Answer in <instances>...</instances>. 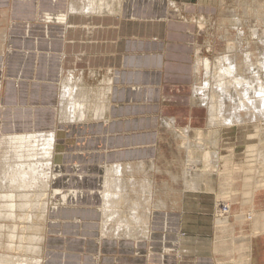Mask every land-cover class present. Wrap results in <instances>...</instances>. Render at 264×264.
Segmentation results:
<instances>
[{"label": "crops", "instance_id": "0c3cea01", "mask_svg": "<svg viewBox=\"0 0 264 264\" xmlns=\"http://www.w3.org/2000/svg\"><path fill=\"white\" fill-rule=\"evenodd\" d=\"M192 2L0 0V137L62 130L63 166L75 176L70 167L80 165L86 177L68 185L84 191L82 202L47 205L41 264H264V191L250 197L247 223L235 204L229 226L217 231L210 224L218 179L200 181L206 191L184 190L179 200L174 191L137 194L148 185L137 174L162 170L165 139L201 128L207 115L192 93ZM64 84L87 100L79 123H65L60 111ZM112 172L121 189L114 185L105 214H120L104 224L102 177ZM132 204L139 206L133 215ZM140 213L148 226L134 221Z\"/></svg>", "mask_w": 264, "mask_h": 264}, {"label": "rangeland", "instance_id": "374dc122", "mask_svg": "<svg viewBox=\"0 0 264 264\" xmlns=\"http://www.w3.org/2000/svg\"><path fill=\"white\" fill-rule=\"evenodd\" d=\"M192 1L193 4L190 6V18L193 19V23L195 24V33L197 36V43L195 46L196 73L194 83L197 87L203 86L202 88H204L202 92H197L196 95L193 96L197 104L206 109L205 114L207 115L201 124V128L190 129L189 126H187L181 130H177L174 138L165 139L163 156L159 160V165L162 170L159 172L157 171L158 168L154 166L153 169H156V174L151 173V171L148 172V170H144L142 172L143 174H137L141 177L135 178L138 180L146 179L148 185H146L144 193L138 190L135 191H138L137 194L139 196L142 194L151 196L153 191L156 192L157 190H159L161 196H167L168 193L174 191L177 195V200H179V195H181L184 190H191L193 193L204 191L205 187L198 186L200 179L201 181L211 180L210 182L214 183L218 179L223 183V186L221 190L219 188L220 191L217 198L212 200V222L210 224V226L217 231L220 228L226 229L227 226H229L232 206L235 204L239 205L240 211L244 213L243 217L247 223V220L251 218L250 213L248 214L250 197L258 191H264V112L256 115L257 113L246 114L244 110H240V115L244 117L242 118V116H240V119L237 118L238 124L236 123L237 126L232 128L222 126L224 123H211L209 120L210 113L208 112V109L209 111L212 110V105L215 101L213 100L212 103L210 98L216 93L217 76L222 65L227 66L228 64H233L236 68V72L234 73L235 76L244 78V81L239 82L241 84L239 86L238 84L235 86V84L230 83L232 86L234 85L235 88L234 86L232 88L230 85L227 94H220L217 91L219 93L218 96L222 97L225 105L228 103V107H230V105H239L238 107H240L239 102L247 104V99L250 98L249 101L255 99L256 94L254 95L255 92L253 89L256 90L258 88V83L257 81L255 82V79H261L260 82H258L264 86V64H260L264 63V0ZM2 19L3 17H0V20ZM1 29H4V26H0V30ZM224 57H227L229 60H224ZM205 59L209 66L207 71L203 64V60ZM250 84L252 86H250ZM248 85L250 88H248ZM237 89L238 91H236ZM242 89L244 90L242 91ZM209 101L211 103H209ZM231 102H235V104ZM256 103H258V101H256ZM247 107L251 109L250 106ZM226 109H228L227 106ZM247 116L248 118H246ZM182 130L186 131L188 140L183 135ZM186 144L189 145L188 147L190 148H186ZM258 147L259 155L256 156L255 152H257ZM209 152L210 154L216 152L215 155L219 158L218 164L208 161L206 153ZM188 154L191 155V157L188 156ZM190 158H192V162L189 160ZM168 166H170L169 170H167ZM145 168L150 169V166H145ZM194 173L197 175L201 173L204 176L198 179L196 188L185 186L186 180H189L191 174L194 175ZM153 180H156L157 186L153 184ZM172 180H175V183L171 182ZM3 185L4 184L0 185V190H2L0 193L6 194L8 192L7 194H9L12 192L11 188L4 187ZM255 187L256 189L254 191ZM207 189L214 193L212 188ZM30 190L37 194L34 195L35 193H32L34 196L25 198L21 196L22 194L14 198L11 194H9L10 197L7 194H2L3 196L0 195V220L2 221H0L2 226H0V232L2 233H0V264H10L12 259L16 262L17 260H27L26 262L22 261L25 264H37L38 260H40V258L38 259L37 257L41 255L40 246L42 229L44 226L43 210L45 207L44 203L37 201L42 191L39 189ZM25 191L29 192L28 189H25ZM134 196H136V194H134ZM43 197L45 198V196ZM10 200H13L15 209L8 211L6 206L10 203ZM23 201L25 203H23ZM29 202L33 204L34 208L31 209L27 206ZM39 207L40 209L38 210ZM8 214H11V218H9ZM23 216H26V218H22ZM243 226L246 227L247 225L245 224ZM9 233L12 235L14 234V237H12L11 234L9 235ZM5 235H8V237ZM21 235L22 237H20ZM238 262L239 264H243L242 261L238 260Z\"/></svg>", "mask_w": 264, "mask_h": 264}, {"label": "bare ground", "instance_id": "6f19581e", "mask_svg": "<svg viewBox=\"0 0 264 264\" xmlns=\"http://www.w3.org/2000/svg\"><path fill=\"white\" fill-rule=\"evenodd\" d=\"M82 2V1H81ZM84 3V2H83ZM72 7V5H71ZM73 8V7H72ZM98 8V7H97ZM107 8V7H106ZM74 9V8H73ZM46 13V12H45ZM67 13V12H66ZM58 17V16H57ZM64 17V16H63ZM62 17V18H63ZM48 18V17H47ZM62 21V20H61ZM56 22V21H55ZM254 29V28H253ZM3 30L1 32L0 37L3 38ZM239 45V44H238ZM3 48L1 42H0V50ZM245 53V52H244ZM202 59V58H201ZM224 60L228 61L229 59L227 57H224ZM197 61V60H196ZM202 61V60H201ZM258 61V60H257ZM256 62V61H255ZM207 60H203V64L206 68V71L208 70V64H207ZM223 63V62H222ZM246 63V62H245ZM244 63V64H245ZM200 64V63H199ZM220 64V63H219ZM258 64V63H257ZM260 64H264V63H260ZM202 66V65H201ZM261 68V67H260ZM252 69V68H251ZM262 69V68H261ZM244 70V69H243ZM255 70V69H254ZM253 71V70H252ZM257 71V69H256ZM236 72V68L233 64H228L227 66H223L220 68L219 72H218V82L216 81V93L215 95H212L211 101L214 104L212 105V110L208 112L210 113V122L211 123H224L222 124V126H232L236 123H238V119L237 118H241L240 116V110L241 111H245L246 114L247 113H252V114H261L262 112H264V86L261 85L259 82L260 80H256L257 81V85L258 88L254 90V95L256 94V97L254 100L251 99V101L248 100L247 104L243 103V102H239L240 107H238L237 105H233L230 107H228L229 105H227L228 103L223 102L222 97L218 96L219 93L220 94H227L228 93V88H230L229 86L232 84H235V86L241 85L239 82L240 81H244V78L242 77H238L235 76ZM251 72V71H250ZM195 73H196V63H195ZM248 73V72H247ZM249 74V73H248ZM253 74V73H252ZM256 75V74H255ZM253 76V75H251ZM259 77V76H258ZM261 77V76H260ZM195 78V77H194ZM255 78V77H254ZM230 80V81H229ZM250 80V79H249ZM248 80V81H249ZM259 81V82H258ZM263 81V80H262ZM195 82V81H194ZM250 82V81H249ZM232 83V84H230ZM248 83V82H247ZM262 83V82H261ZM207 84V83H206ZM246 84V83H245ZM254 84V83H252ZM234 86V85H233ZM232 86V88H233ZM234 86V88H235ZM244 86V85H243ZM249 86V85H248ZM247 86V87H248ZM250 86H252L250 84ZM250 86L248 88H250ZM254 86V85H253ZM63 89V93H62V98H61V104L65 103V106L60 107V111H62L61 113L64 114L65 123H70L72 122L73 124L79 123L83 120V118H85V113L84 110L86 111V107L84 108L85 102H87L86 98H85V102L80 99V97L78 96V94L76 93V88L74 86H71L69 84H64L62 85ZM201 87H197L194 83L193 85V95H196L197 92H202V90L204 88ZM241 87V86H240ZM241 90V88H240ZM244 89H242L243 91ZM219 93H218V92ZM238 91V89L236 90ZM249 91V89H248ZM252 91V90H251ZM240 92V91H239ZM238 92V93H239ZM237 93V95L239 96V94ZM246 93V92H243ZM106 94V93H105ZM248 94V93H247ZM206 95V94H204ZM227 96V95H226ZM242 96V95H240ZM251 96V95H249ZM83 97V96H82ZM225 97V96H224ZM232 97V96H231ZM205 98V97H204ZM203 98V99H204ZM215 98V99H214ZM254 98V97H252ZM208 99V100H210ZM240 99V98H237ZM84 100V99H83ZM232 100V99H231ZM64 101V102H63ZM205 101V100H204ZM238 101V100H237ZM256 101H258V103H256ZM203 102V101H202ZM207 102V101H206ZM205 102V103H206ZM209 103H211L209 101ZM232 103V102H231ZM230 103V104H231ZM235 104V102H233ZM232 103V104H233ZM256 103V104H255ZM83 104V105H82ZM90 104V103H89ZM204 104V103H203ZM225 105V106H224ZM88 106V105H87ZM207 106V105H206ZM226 106L228 109H226ZM247 106H250L251 109H248ZM89 107V106H88ZM247 107V108H246ZM94 110V109H93ZM103 110V109H102ZM88 113L90 112V110H87ZM92 111V110H91ZM105 111V110H104ZM103 112V111H102ZM59 113V112H58ZM97 113V112H95ZM245 114V113H243ZM251 114V115H252ZM94 115V113H93ZM249 115V116H251ZM99 116V115H98ZM244 116H242L243 118ZM257 117V116H256ZM261 117V116H260ZM248 118V116L246 117ZM245 118V119H246ZM254 118V117H253ZM244 119V120H245ZM248 120V119H246ZM245 120V121H246ZM250 120V117H249ZM248 120V121H249ZM240 121V120H239ZM251 122V121H250ZM71 123V124H72ZM168 124V123H167ZM209 125V124H208ZM215 126V125H214ZM211 127V126H210ZM262 129V128H261ZM27 133V132H26ZM29 133V132H28ZM181 133V132H180ZM183 135L185 136V138H188V135L186 133L185 130H182ZM63 134L64 131L62 130H54V131H48V132H35L32 134H12V135H4L0 137V185L4 184V187H9L12 189V192H10L9 194H11V196L14 198L15 196H23L25 197H29V196H34L37 193L36 192H31L30 189H39L41 190V195L40 197H38L37 201L40 203H44V215H43V219H44V226L42 229V236H41V253H42V241L43 239V231L45 228V212L47 209V205L52 203V206H57V203L60 204H76L79 202H82V200H84L85 198V194L84 191L79 188V190L77 189H73L72 187L68 186L69 183L73 180V182L75 181L76 183H80L81 181H83V178H86L85 175H83L82 173H77V170L79 168L80 165H76V166H72L70 167L71 169H74L76 172L75 176H71L67 173L66 168L67 166H63L62 164V147H61V140L63 139ZM182 135V136H183ZM183 136V137H184ZM62 138V139H61ZM188 140V139H187ZM213 144V143H212ZM189 145L186 144V148H190L188 147ZM191 150V149H190ZM189 151V150H188ZM212 151V150H211ZM215 151V150H213ZM191 153V151H190ZM207 154V159L209 162H217V157H216V152H212L210 154ZM188 156L191 157V155L188 154ZM192 162V158L189 159ZM142 162V161H141ZM208 163V162H207ZM116 164V163H115ZM192 164V163H191ZM113 165V164H112ZM212 165V164H209ZM104 166V165H103ZM129 166V165H128ZM127 166V167H128ZM213 166V165H212ZM215 166V165H214ZM117 167V166H116ZM122 167V166H121ZM134 167V166H133ZM214 168V167H213ZM107 169V168H106ZM110 170V168H108ZM112 169V168H111ZM120 169V168H119ZM123 169V168H122ZM106 173V172H105ZM189 173V172H188ZM86 174V173H85ZM121 174V173H120ZM122 175V174H121ZM115 176V172H112V174L110 175H106L105 177H102V183L105 185V189L100 191V196L101 198H103L102 202H103V210L104 211L103 214H105L106 208L108 207V200L107 198H109L110 196H112V189L114 187V185L119 188V184H120V180H118V178H116ZM120 176V175H119ZM118 176V177H119ZM123 176V175H122ZM127 176V175H126ZM188 176V175H187ZM199 176V177H198ZM201 176H204L200 173V175H197L196 173H194V175L191 174V178L189 180H185L187 182H185L186 184L190 185L192 188H196L197 184H198V179L201 178ZM112 177V178H111ZM189 177V176H188ZM56 181H62L64 188L62 186H57L55 187V183ZM113 181V182H112ZM120 181V182H119ZM197 181V182H196ZM201 181V179H200ZM115 183V184H114ZM143 184V183H142ZM2 186V187H3ZM10 189V190H11ZM25 189H28L29 192H26ZM121 189V188H119ZM119 189H115L117 191H119ZM9 190V191H10ZM38 190V191H39ZM115 190L113 192H115ZM2 191V190H0ZM37 191V190H36ZM7 192V191H6ZM102 192V193H101ZM8 193V192H7ZM6 193V194H7ZM32 193H35L34 195ZM6 195L5 193H0V195ZM7 194L9 197L10 195ZM115 194H118L115 192ZM2 195V196H3ZM126 195V194H125ZM45 196V198L42 197ZM145 196V195H143ZM8 197V198H9ZM125 197V196H124ZM2 198V197H1ZM147 198V197H146ZM12 199V198H11ZM117 199V198H116ZM122 199V198H121ZM14 200V199H13ZM13 200H10V203L7 204L6 208L8 209V211H11L13 209H15V204L13 203ZM16 200V199H15ZM22 200V199H21ZM4 201V200H3ZM116 202V201H115ZM21 203V202H20ZM23 203H25L23 201ZM107 203V205H106ZM110 203V202H109ZM113 204V202H111ZM4 204V203H3ZM27 204V203H26ZM109 204V205H112ZM115 204V203H114ZM5 205V204H4ZM115 205H119L115 204ZM114 205V206H115ZM29 208H34L33 204H31L30 202L27 205ZM26 206V207H27ZM116 206L117 209H119ZM140 206H142V203ZM138 204H132L131 207L129 206V211L130 214L133 215V213L136 211V209L139 207ZM27 207V208H28ZM111 206H109L110 209ZM17 208V207H16ZM115 208V209H116ZM153 208V207H152ZM29 209V210H31ZM40 209V207L38 208V210ZM114 208L112 207L111 210H113ZM148 209V208H146ZM28 210V211H29ZM110 210V212H111ZM120 210V209H119ZM41 211V210H40ZM114 211V210H113ZM116 211V210H115ZM139 211V210H138ZM137 211V212H138ZM3 212V211H2ZM108 211V213H110ZM117 212L120 214V212L117 210ZM117 212H115L117 214ZM140 212V211H139ZM144 212V211H143ZM101 213V215H102ZM107 213V212H106ZM107 213V214H108ZM115 213H110L109 216H106L105 214V219L104 220V224H106L107 222L111 221L113 218H115L116 214ZM136 214V213H135ZM146 214V213H145ZM118 215V214H117ZM1 216V215H0ZM3 216V215H2ZM9 218H11V214H8ZM7 216V217H8ZM28 216V215H27ZM35 216V214H34ZM125 216V214H124ZM123 216V217H124ZM134 221L136 222V224H138V222H140L141 224L147 225L149 224L148 222V217L143 219V217H141V213L140 215H134ZM250 216L252 217V213L250 212ZM22 218H26V216H23ZM119 218V217H118ZM126 218V217H124ZM7 219V218H6ZM111 219V220H110ZM117 219V218H116ZM122 220V218H120ZM251 219V218H250ZM11 220V219H10ZM125 220V219H124ZM1 221V220H0ZM20 221V220H19ZM32 221V220H31ZM118 221V220H117ZM2 222V221H1ZM33 222V221H32ZM37 222V221H36ZM121 223V222H120ZM15 224V222H14ZM123 224V223H122ZM5 225V224H2ZM8 225V224H7ZM12 225V224H11ZM113 225V224H112ZM131 225V224H129ZM1 226V223H0ZM17 226V224H16ZM117 229L121 228L119 225H116ZM115 226V227H116ZM137 226V225H136ZM135 226V227H136ZM2 227V226H1ZM9 227V226H8ZM11 227V226H10ZM18 227V226H17ZM24 227V226H23ZM114 227V228H115ZM143 227V226H142ZM27 228V227H26ZM113 228V227H111ZM132 228V227H131ZM13 229V228H12ZM122 229V228H121ZM124 229V228H123ZM134 229V228H133ZM103 230V228H102ZM106 230L108 231L109 228ZM112 230V229H111ZM15 231V229H14ZM13 231V232H14ZM114 231V230H113ZM121 231V230H120ZM106 232V231H105ZM109 232V231H108ZM112 232V231H111ZM117 232V230H116ZM1 233V232H0ZM12 233V232H11ZM9 233V235L11 234ZM26 233V232H25ZM104 233V231H103ZM133 233V231H132ZM2 234V233H1ZM38 234V233H37ZM105 234V233H104ZM113 234V233H112ZM115 234V232H114ZM113 234V235H114ZM117 234V233H116ZM115 234L116 238L117 235ZM120 234V232H119ZM14 235V234H13ZM12 234L11 236L14 237ZM133 235V234H132ZM8 237V235H5ZM112 236V235H110ZM124 236V235H122ZM135 236V235H133ZM2 237V236H1ZM22 237V235L20 236ZM107 237V236H106ZM113 237V236H112ZM119 238V236H118ZM5 239V238H4ZM33 239V238H32ZM31 239V240H32ZM7 240V238H6ZM17 240V239H16ZM23 240V239H22ZM35 240V239H34ZM8 241V240H7ZM12 242V241H10ZM24 242V241H23ZM29 242V241H28ZM35 242V241H34ZM22 243V242H21ZM5 244V243H4ZM19 244V243H18ZM27 244V243H26ZM30 244V243H29ZM28 244V245H29ZM6 245V244H5ZM9 245V244H7ZM27 245V246H28ZM11 246V245H10ZM21 247V246H20ZM29 247V246H28ZM12 249V248H11ZM12 251V250H11ZM28 251V250H27ZM179 251V250H178ZM24 252V251H23ZM29 252V251H28ZM27 252V253H28ZM5 253V252H3ZM26 253V254H27ZM23 254V253H22ZM29 254V253H28ZM6 255V254H4ZM14 255V254H13ZM24 255V254H23ZM39 255V254H38ZM7 256V255H6ZM30 256V255H29ZM32 256V255H31ZM28 257V256H26ZM34 257V256H33ZM4 258V257H3ZM9 258V257H8ZM30 258V257H29ZM36 258V257H35ZM40 258V260L38 259ZM36 259L38 260L37 264H41V255L40 257H37ZM1 260V259H0ZM17 260V259H16ZM32 260V259H31ZM22 261L26 262L27 260H17V262L15 260L12 259V262L10 264H25ZM30 263V262H28ZM31 264V263H30Z\"/></svg>", "mask_w": 264, "mask_h": 264}]
</instances>
